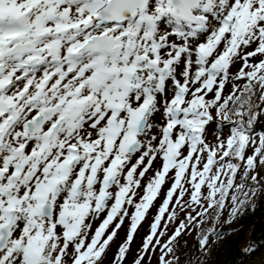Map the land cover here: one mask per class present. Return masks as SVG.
<instances>
[{
    "label": "snow or ice",
    "instance_id": "obj_1",
    "mask_svg": "<svg viewBox=\"0 0 264 264\" xmlns=\"http://www.w3.org/2000/svg\"><path fill=\"white\" fill-rule=\"evenodd\" d=\"M260 195L264 0H0V264H193Z\"/></svg>",
    "mask_w": 264,
    "mask_h": 264
},
{
    "label": "trees",
    "instance_id": "obj_2",
    "mask_svg": "<svg viewBox=\"0 0 264 264\" xmlns=\"http://www.w3.org/2000/svg\"><path fill=\"white\" fill-rule=\"evenodd\" d=\"M261 130L260 127L256 129L257 132ZM218 227L227 235L219 239L212 237L206 252L199 249L195 240L186 259H191L193 264H264V195L259 196L254 207L245 206L231 225ZM252 245L256 246V251L245 254L243 249Z\"/></svg>",
    "mask_w": 264,
    "mask_h": 264
},
{
    "label": "rangeland",
    "instance_id": "obj_3",
    "mask_svg": "<svg viewBox=\"0 0 264 264\" xmlns=\"http://www.w3.org/2000/svg\"><path fill=\"white\" fill-rule=\"evenodd\" d=\"M226 125L223 126L224 130L227 131V127H225ZM259 198V196L257 198H255L253 201H252V204H255L257 202V199ZM245 208V207H244ZM225 217H227V213H225ZM146 225H145V229H146ZM145 229H141V235L144 234V231ZM121 235H123V233H121ZM195 234H193L192 236H189L187 237L188 239V250L194 248L195 246ZM139 243V237H137V244Z\"/></svg>",
    "mask_w": 264,
    "mask_h": 264
}]
</instances>
